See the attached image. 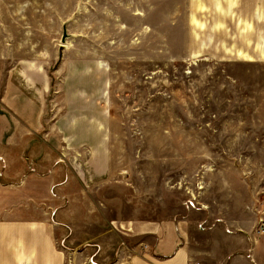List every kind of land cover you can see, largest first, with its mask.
<instances>
[{"label":"rangeland","instance_id":"obj_1","mask_svg":"<svg viewBox=\"0 0 264 264\" xmlns=\"http://www.w3.org/2000/svg\"><path fill=\"white\" fill-rule=\"evenodd\" d=\"M19 63L75 148L76 244L174 222L197 264H264V0H0V88Z\"/></svg>","mask_w":264,"mask_h":264},{"label":"crops","instance_id":"obj_2","mask_svg":"<svg viewBox=\"0 0 264 264\" xmlns=\"http://www.w3.org/2000/svg\"><path fill=\"white\" fill-rule=\"evenodd\" d=\"M48 87L47 75L31 63L2 77L0 264H197L189 248L193 231L174 222L152 226L149 242L127 245L110 230L107 236L89 230L86 243H75V148H64L43 118ZM54 131L62 133L57 123ZM255 235V244L264 239ZM235 241L242 247L246 239Z\"/></svg>","mask_w":264,"mask_h":264},{"label":"built area","instance_id":"obj_3","mask_svg":"<svg viewBox=\"0 0 264 264\" xmlns=\"http://www.w3.org/2000/svg\"><path fill=\"white\" fill-rule=\"evenodd\" d=\"M259 216L256 220L255 233L260 236H264V201L261 202L260 210H258Z\"/></svg>","mask_w":264,"mask_h":264},{"label":"water","instance_id":"obj_4","mask_svg":"<svg viewBox=\"0 0 264 264\" xmlns=\"http://www.w3.org/2000/svg\"><path fill=\"white\" fill-rule=\"evenodd\" d=\"M66 36V33L65 31L63 30V38H62V41L64 40V37Z\"/></svg>","mask_w":264,"mask_h":264}]
</instances>
